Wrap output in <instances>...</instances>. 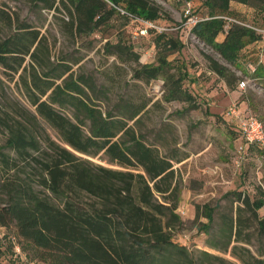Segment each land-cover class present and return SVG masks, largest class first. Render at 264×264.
Returning <instances> with one entry per match:
<instances>
[{
    "label": "trees",
    "instance_id": "trees-1",
    "mask_svg": "<svg viewBox=\"0 0 264 264\" xmlns=\"http://www.w3.org/2000/svg\"><path fill=\"white\" fill-rule=\"evenodd\" d=\"M230 3L264 14V0H203L206 17L189 31L236 67L242 50L264 39L258 27L235 18L231 19L242 24L228 21ZM22 6L27 9L24 17ZM45 14L61 20L64 34L88 49L114 28L116 20H122L123 26L131 21H171L153 0H0V68L33 108V112L20 108L15 114L0 98L4 137L0 226L9 233L13 229L10 235L27 260L42 264H232L206 252L195 256L173 240L170 230L179 223L177 187L171 188L173 159L147 145L137 130L149 101L135 103L117 96L113 102L110 90L92 73L76 72L65 56L54 59L48 37L41 31ZM147 33L155 36L156 59L132 69L131 78L144 84L161 79L165 102L197 107L183 87L188 72L167 59L181 50L182 42L166 32L148 29ZM220 34L224 38L217 42ZM117 35L114 42L103 44L104 56L120 64H138L139 54ZM204 60L208 72L230 91L236 88L240 79L229 67L209 56ZM259 64L251 74L264 87ZM113 69L110 80L127 85L124 69L115 64ZM2 85L0 78V89ZM47 130L54 132L58 142ZM259 149L264 155V148ZM76 154H102L108 164L125 171L95 166ZM169 192L171 205L156 202L155 193L168 199ZM235 200V216L223 218L218 240L210 235L208 245L227 252L231 243L250 245L254 236L256 254L234 245L231 255L241 264H264V216L258 214L264 207V193L257 188L252 198L237 193ZM214 210L202 207L206 232L213 224ZM0 256L19 264L12 259L10 241L0 244Z\"/></svg>",
    "mask_w": 264,
    "mask_h": 264
},
{
    "label": "rangeland",
    "instance_id": "rangeland-1",
    "mask_svg": "<svg viewBox=\"0 0 264 264\" xmlns=\"http://www.w3.org/2000/svg\"><path fill=\"white\" fill-rule=\"evenodd\" d=\"M153 1L171 21L158 20L151 23V26L148 22L131 21L123 26L122 20H116L114 28L98 37L91 49L67 37L62 31L61 20L53 19L51 15L45 14L47 20L41 31L48 37L54 59L65 56L72 62L76 72L92 73L98 83L110 90L113 102L117 96L130 98L135 103L146 99L149 101L147 112L141 115L137 130L144 136L147 145L156 147L162 156L173 159L174 177L171 188L177 187L175 214L179 217V223L170 230L173 240L185 246L195 256L199 252H206L232 264H241L231 255V248L234 245L243 246L256 254L258 242L254 236L250 245L231 243L227 252L211 248L208 245V236L218 240L217 233L223 218L235 216L237 193H247L251 198L256 195L257 188L264 193V155L257 146H252L245 153H239L241 134L225 117L227 108L235 103L239 110L254 117L264 127V87L261 81L254 78V74L247 72L245 65L237 63L236 67L230 66L191 34L184 18L206 17L203 0ZM188 8L189 13L186 12ZM26 10L21 7L23 17ZM228 16L264 31V14L258 9L248 6L240 8L231 3ZM148 29L166 32L182 42L181 50L169 54L167 59L179 69L188 72L189 77L183 87L195 98L197 107L190 108L184 102H165L161 79L144 84L131 78L132 69L152 63L156 59L155 36L147 33ZM116 35H122V40L139 54L138 64H120L113 57L104 56L103 44L107 40L114 42ZM204 56L212 57L229 67L240 79L233 91L216 76L208 74ZM260 59L259 67L264 71V54H261ZM258 60L251 57L249 61L258 65ZM114 64L126 72L124 84L127 85H118L114 83L116 81L110 80V75L115 72ZM0 78L5 84L0 89V98L8 109L15 114L20 108L33 112L21 89L4 77L1 68ZM240 81L245 82L243 88H239ZM248 101L251 106H248ZM47 132L58 142L54 132ZM3 143L4 137L0 135V145ZM76 155L95 166L125 171L108 164L102 154L95 157ZM154 196L156 202L166 206L173 201L170 192L165 195L168 199H163L156 193ZM204 206L215 208L213 224L207 232L203 228L207 222L202 211ZM258 214L264 216V207ZM10 233L14 234L13 229H10ZM29 254L31 255L30 252Z\"/></svg>",
    "mask_w": 264,
    "mask_h": 264
},
{
    "label": "built area",
    "instance_id": "built-area-1",
    "mask_svg": "<svg viewBox=\"0 0 264 264\" xmlns=\"http://www.w3.org/2000/svg\"><path fill=\"white\" fill-rule=\"evenodd\" d=\"M189 8L186 10L189 13ZM186 23L188 27H193L199 20V18L187 16ZM229 22L242 24L235 19H228ZM151 26V24H149ZM259 31V30H256ZM264 39V31H261ZM245 82L239 83V88H243ZM226 116L228 120L235 125L240 134L242 144L238 148L239 153H245L249 146H257L264 148V127L254 117L244 114L235 103L231 104L226 110ZM7 241L12 243V259L19 264H42L37 261H29L26 255L22 252L19 243L15 236L10 235L7 227L0 226V244H5ZM0 264H11L9 258L0 256Z\"/></svg>",
    "mask_w": 264,
    "mask_h": 264
},
{
    "label": "crops",
    "instance_id": "crops-1",
    "mask_svg": "<svg viewBox=\"0 0 264 264\" xmlns=\"http://www.w3.org/2000/svg\"><path fill=\"white\" fill-rule=\"evenodd\" d=\"M234 5H237L240 8L245 7V6H243L241 4H237V3H234ZM223 38H224L223 34H220L216 38V41L217 42H221L223 40ZM261 54H264V41L263 40L259 41V42H254V43L246 46L242 50V52L240 53L239 58L237 60V63L241 64V65H245L246 69H247V72L252 73L254 71V69H255L254 68L255 66L249 60H250L251 57H256V58L259 59L258 62H261V59H260ZM208 74L209 75L211 74V75L215 76L214 74H212L210 72H208ZM242 112L245 114V111H242ZM246 114H248V113H246ZM225 117L227 118L226 113H225Z\"/></svg>",
    "mask_w": 264,
    "mask_h": 264
}]
</instances>
